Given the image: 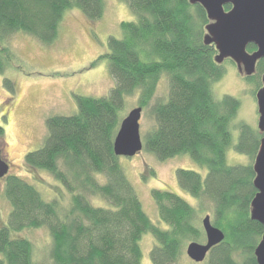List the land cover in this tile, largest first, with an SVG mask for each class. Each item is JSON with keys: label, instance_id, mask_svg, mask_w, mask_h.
<instances>
[{"label": "trees", "instance_id": "16d2710c", "mask_svg": "<svg viewBox=\"0 0 264 264\" xmlns=\"http://www.w3.org/2000/svg\"><path fill=\"white\" fill-rule=\"evenodd\" d=\"M122 1L134 20L121 21V36H109L107 51L96 58L108 61L114 85L100 97L74 95L73 114L47 116L41 145L24 157L31 172L49 173L61 193L48 200L24 179L14 174L6 179L4 197L10 210L7 221L0 223V264H37L32 242L17 233L39 228L51 238L49 261L41 264H141L145 234L155 240L151 264H176L183 247L203 236L199 218L205 202L213 206L212 224L224 233L204 259L207 264H257L254 248L264 226L250 218L256 193L252 165L264 132L241 121L233 123L239 100L213 93L212 83L223 69L214 60V45L203 42L209 22L204 9L189 0ZM70 9L94 21L103 15L104 0H0V74L12 58L3 54V41L21 32L49 44ZM246 49L252 52L256 47L249 44ZM256 70L245 79L264 74V59ZM261 76L255 81L259 86L254 97ZM162 78L166 95L154 99ZM4 82L14 92L13 83ZM132 95H137L139 107H149L152 118L142 136V150L158 161L188 154L206 168L204 177L176 169L178 186L196 200L195 205L173 191L151 190L157 219L164 226L145 212L113 151L126 98ZM3 132L0 127V135ZM229 148L252 163L229 164ZM147 172L155 175L152 169ZM94 198L105 204H94Z\"/></svg>", "mask_w": 264, "mask_h": 264}, {"label": "rangeland", "instance_id": "374dc122", "mask_svg": "<svg viewBox=\"0 0 264 264\" xmlns=\"http://www.w3.org/2000/svg\"><path fill=\"white\" fill-rule=\"evenodd\" d=\"M134 16L127 4L122 0H104L103 15L94 21L88 19L80 10H67L59 25L56 38L49 44H41L31 35L21 32L12 34L3 41V54L12 58L4 73L0 74V127L4 132L0 135V156L10 165L9 172L0 177V223L7 221L10 204L4 197V186L10 175L33 184L50 200L61 191L59 183L45 171L31 172L24 162L25 155L38 148L46 134L45 118L49 115H70L76 112L74 95L100 97L106 95L114 85L109 73L108 61L96 60L107 51L109 36L120 37L121 21H132ZM249 52V51H248ZM223 74L219 80L212 83V90L217 98L231 95L239 100V109L233 123L244 122L257 128V105L254 97L256 75L246 80L237 71L236 64L229 58L221 62ZM257 70L255 69V72ZM13 83L14 92L8 90L4 80ZM258 83V80H257ZM260 83V81H259ZM167 91V82L159 81L154 99H163ZM134 107H138L137 95L126 98L123 117ZM140 134L151 128L152 118L149 107L141 111ZM232 142H237L236 126L231 128ZM229 164L252 163L251 158L236 153L233 148L227 151ZM119 162L125 174L139 197L142 207L153 222H159L155 203L151 197L152 189H165L183 196L195 205L192 199L177 183L176 169L194 170L205 176L206 168L199 165L188 154H180L164 161H158L152 154L141 150L133 157H119ZM152 169L155 175L149 174ZM145 176V179L143 178ZM67 197L63 202H66ZM97 205L105 204L94 198ZM205 208L199 218L202 238L205 235L201 220L205 215L213 221L212 204L205 202ZM215 226V225H214ZM216 227V226H215ZM218 228V227H217ZM220 229V228H219ZM17 234L30 239L33 244L34 261L37 264L48 263L51 238L43 229H28ZM155 240L150 234L142 236L140 241L142 257L141 264H151L149 252ZM176 264H207L193 262L185 253ZM237 258V257H236Z\"/></svg>", "mask_w": 264, "mask_h": 264}, {"label": "water", "instance_id": "95a60500", "mask_svg": "<svg viewBox=\"0 0 264 264\" xmlns=\"http://www.w3.org/2000/svg\"><path fill=\"white\" fill-rule=\"evenodd\" d=\"M204 9L208 24L205 26L204 44H213L217 53L216 63L229 58L236 64L237 71L244 76L254 74L256 64L264 59V0H189ZM229 4L228 10L224 5ZM253 44L256 49L247 51ZM261 87L256 91L257 129L264 132V74ZM141 107L132 108L120 121L113 140V151L118 157H133L142 150L140 134ZM253 186L256 193L250 203V218L264 226V136L252 165ZM8 165L0 156V177L6 175ZM205 242L191 241L186 245V255L195 263L204 261L210 249L224 239L221 229L215 227L209 215L201 220ZM257 264H264V233L254 248Z\"/></svg>", "mask_w": 264, "mask_h": 264}, {"label": "flooded vegetation", "instance_id": "af4514ba", "mask_svg": "<svg viewBox=\"0 0 264 264\" xmlns=\"http://www.w3.org/2000/svg\"><path fill=\"white\" fill-rule=\"evenodd\" d=\"M2 160L6 162L5 158H3ZM6 163H7V162H6ZM7 165H8V163H7ZM9 169H10V165H8V172H9ZM8 172H7V173H8Z\"/></svg>", "mask_w": 264, "mask_h": 264}]
</instances>
